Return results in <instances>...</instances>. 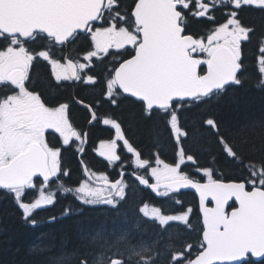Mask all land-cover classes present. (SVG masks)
<instances>
[{"label":"snow or ice","instance_id":"1","mask_svg":"<svg viewBox=\"0 0 264 264\" xmlns=\"http://www.w3.org/2000/svg\"><path fill=\"white\" fill-rule=\"evenodd\" d=\"M217 10L223 20H217ZM245 10L264 14V0H0V192L12 198L23 220L35 226L34 213L56 204L63 185L55 192L50 186L71 175L63 152L70 142L86 144L88 133L77 131L72 121L71 109L77 105L89 126L114 130V138L100 141L95 149L99 156L120 162L122 142L135 157L136 169L145 173L121 168L118 177L130 175L164 197L194 190L200 228L192 239L197 232L194 208L180 199L173 201L177 207L172 214L142 203L137 212L143 218L158 222L162 231L178 223L187 237L166 254L132 238L108 239L98 250H81L76 264H161L162 255L164 264H264V120L258 141L222 130L215 114L199 120L197 129L215 139L240 176L221 178L211 166L195 167L189 174L182 167L186 161L196 164L183 146L189 136L184 112L234 96L244 87L245 45L256 35L243 22ZM193 19L209 23L197 33L190 29ZM81 37L88 49L78 62L65 53ZM253 60L264 83V33ZM97 61L104 64L99 73L93 71ZM38 64L58 87L64 82L99 87L97 98L50 105L32 83L31 70ZM129 98L139 105L144 120L167 132L176 149L173 163L157 157L152 166L128 137L123 121L104 110L105 104L118 108ZM77 151L83 182L77 181L73 199L81 206L111 208L125 202L130 185L100 175L93 187L83 160L85 148ZM29 191H37L38 197L26 200ZM65 191L73 193L72 188ZM76 212L82 214L83 208L67 206L49 222Z\"/></svg>","mask_w":264,"mask_h":264},{"label":"trees","instance_id":"2","mask_svg":"<svg viewBox=\"0 0 264 264\" xmlns=\"http://www.w3.org/2000/svg\"><path fill=\"white\" fill-rule=\"evenodd\" d=\"M243 22L255 29L256 35L252 41L245 45L246 68L245 84L242 89L232 96L222 100L213 99L209 104L193 107L184 112L187 118L185 124L189 132L184 141L187 154L194 155L196 164L187 162L182 166L183 170L193 174L195 167L214 168L217 175L225 179H233L241 175V170L230 159L226 158L216 144L215 139L202 127L197 129L199 120L205 114H215L221 121L222 130H231L258 141L259 124L264 120V83L258 75L254 66L253 53L261 34L264 33V14L258 11L245 10L242 14ZM217 20H223L221 12L217 11ZM204 19H193L190 29L200 32L208 25ZM88 49V41L81 37L66 51L72 59L79 60ZM111 57L104 61L110 63ZM104 64L96 62L93 71L99 73ZM32 83L36 89L43 93V97L50 105L57 101L71 102L75 97L86 101H93L99 94V87L85 86L83 84H57L50 80L43 64L35 66ZM105 111L114 114L123 121V127L127 135L138 150L142 158L150 159L155 164V158L166 163H173L176 159V149L167 132L161 128L159 131L153 122L146 121L140 115V107L132 98L124 100L118 108L104 105ZM72 121L78 130L88 133V146L86 147L83 160L87 163L92 173L109 175L111 179L120 178L118 173L121 168L127 172H139L145 174L144 170L136 169L135 157L128 154L122 143L118 154L120 162L108 161L97 156L95 149L100 141L114 138V130L102 124L89 126L87 114L77 105L71 109ZM247 126V127H246ZM55 142V140H53ZM215 157V159H213ZM76 146H70L63 152V163L66 168L71 169V175L64 177L50 186V191L55 192L57 185H63L56 197V204L43 207L34 213L37 220L35 226L26 223L20 210L14 204L10 196L0 192V264H76V256L85 248L98 250L104 240L113 241L120 237L132 238L143 245L158 247L162 254L167 250L178 246L186 237L182 226L172 223L162 231L158 222L143 218L138 214L137 208L142 203H148L149 207L158 206L167 214H172L177 207L173 201L180 199L185 206L194 208L192 222L197 232L191 234V238L199 232L200 219L198 211V200L193 193H170L167 197L153 193L136 182L132 176L126 175L125 180L130 185L128 198L117 208L108 206H81L73 199L74 187L77 181L83 182L81 165ZM129 165V167H124ZM198 178V177H197ZM72 188L73 193L65 190ZM37 191H29L26 200L37 198ZM71 206L73 209L83 208V213H74L72 216L49 222V217L59 215L61 209ZM234 206V205H233ZM161 264H164L163 255Z\"/></svg>","mask_w":264,"mask_h":264},{"label":"flooded vegetation","instance_id":"3","mask_svg":"<svg viewBox=\"0 0 264 264\" xmlns=\"http://www.w3.org/2000/svg\"><path fill=\"white\" fill-rule=\"evenodd\" d=\"M218 11V10H217ZM217 11L215 12V16H216V18H218V16H217ZM66 56H69L68 54H66ZM33 71H34V68L31 70V76H32V79H33ZM64 84H69V85H74V84H79L78 82H64ZM73 125H74V127L75 128H77V126L74 124V122H73ZM78 129V128H77ZM58 135V134H57ZM49 139H52V142H53V138L50 136L49 137ZM74 142V141H73ZM73 142H70V145L73 143ZM69 145V146H70Z\"/></svg>","mask_w":264,"mask_h":264},{"label":"water","instance_id":"4","mask_svg":"<svg viewBox=\"0 0 264 264\" xmlns=\"http://www.w3.org/2000/svg\"><path fill=\"white\" fill-rule=\"evenodd\" d=\"M89 173V172H88ZM91 179H92V181H93V183L94 184H98L99 182H97V181H95L93 178H92V176H91ZM163 188H161L160 190H162ZM180 192H194L195 193V191L194 190H192V189H184V190H181V191H179L178 193H180ZM196 194V196H197V198H198V194L197 193H195ZM232 205V202H230V206Z\"/></svg>","mask_w":264,"mask_h":264},{"label":"rangeland","instance_id":"5","mask_svg":"<svg viewBox=\"0 0 264 264\" xmlns=\"http://www.w3.org/2000/svg\"><path fill=\"white\" fill-rule=\"evenodd\" d=\"M102 158H104V157H102ZM106 159V158H105Z\"/></svg>","mask_w":264,"mask_h":264}]
</instances>
